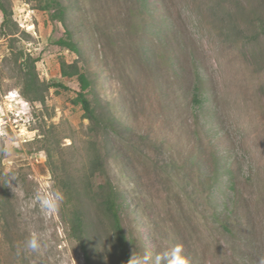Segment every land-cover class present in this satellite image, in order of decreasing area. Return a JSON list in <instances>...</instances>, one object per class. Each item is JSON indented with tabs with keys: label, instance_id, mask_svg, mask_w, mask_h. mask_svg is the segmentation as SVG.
<instances>
[{
	"label": "rangeland",
	"instance_id": "obj_1",
	"mask_svg": "<svg viewBox=\"0 0 264 264\" xmlns=\"http://www.w3.org/2000/svg\"><path fill=\"white\" fill-rule=\"evenodd\" d=\"M58 1L65 24L41 7L46 0L6 1L16 27L15 40L10 29L0 33V183L10 205L8 235L0 222V264H85L61 210L49 218L30 207L38 188L52 186L43 134L52 131L72 172L89 152V122L71 103L78 83L60 77L61 60L78 61L91 80L88 98L116 118L103 140L132 255L154 258L167 243L182 245L190 264H259L264 0ZM65 29L79 56L57 45ZM16 49L36 59L41 81L68 89L49 88L43 104L23 98ZM31 232L41 237L38 253L25 248ZM95 241L105 254V235Z\"/></svg>",
	"mask_w": 264,
	"mask_h": 264
},
{
	"label": "trees",
	"instance_id": "obj_2",
	"mask_svg": "<svg viewBox=\"0 0 264 264\" xmlns=\"http://www.w3.org/2000/svg\"><path fill=\"white\" fill-rule=\"evenodd\" d=\"M7 0H0V12L2 20L0 33L10 29L11 39L15 40L16 25L12 22V10L7 7ZM47 10H53L50 17L65 24V9L58 0H46L44 6ZM12 28V29H11ZM66 36L59 38L56 43L61 48L79 56L80 47L65 29ZM12 62L19 72L20 94L31 103H44L46 92L55 87L67 90V86L61 82L47 83L39 79L36 71V59L25 54L22 49L11 52ZM59 74L61 78H75L78 90L71 103L78 105L83 118L87 119L89 133L84 140L89 152L87 160L77 172L69 169L70 161L63 155L59 142L53 137L51 130L43 134L41 147L45 151V166L52 178V187L59 189L64 200L61 204L60 216L66 232L75 240L84 255L85 264H99L102 258L108 264H128L132 256L130 240L123 230L120 219V211L123 198L120 190L113 184L106 165L104 134L113 127L116 118L110 111L105 110L98 102H93L87 96L90 90L91 80L87 73L83 72L77 60L72 62L60 61ZM202 97L196 88L193 96L195 103H201ZM102 133V134H101ZM10 214L9 197L6 183H0V222L4 235ZM104 234L108 248L105 254L100 253L99 243L95 241L96 234ZM103 255V257H102ZM14 264H27L18 260Z\"/></svg>",
	"mask_w": 264,
	"mask_h": 264
},
{
	"label": "clouds",
	"instance_id": "obj_3",
	"mask_svg": "<svg viewBox=\"0 0 264 264\" xmlns=\"http://www.w3.org/2000/svg\"><path fill=\"white\" fill-rule=\"evenodd\" d=\"M0 135H6V133L0 130ZM16 147H19V145H16ZM5 151H9L7 146L5 147ZM15 179L16 176L12 175L11 180ZM63 200L64 195L59 189L53 188L51 184H46L34 192L30 207L38 206L40 212L45 217L51 218L58 214ZM41 247V237L36 232H31L25 240L26 250L38 253ZM183 251V246L180 244L168 246L165 243L161 251L156 253L154 258L150 251H145L143 254L132 255L128 264H190L189 259L183 254ZM259 264H264V256L259 258Z\"/></svg>",
	"mask_w": 264,
	"mask_h": 264
}]
</instances>
